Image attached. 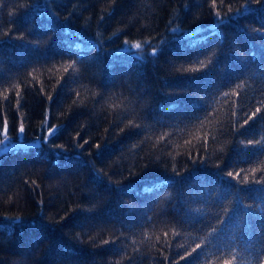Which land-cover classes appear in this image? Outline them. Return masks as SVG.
I'll return each instance as SVG.
<instances>
[{
  "label": "trees",
  "instance_id": "16d2710c",
  "mask_svg": "<svg viewBox=\"0 0 264 264\" xmlns=\"http://www.w3.org/2000/svg\"><path fill=\"white\" fill-rule=\"evenodd\" d=\"M0 139V264H264V0H0Z\"/></svg>",
  "mask_w": 264,
  "mask_h": 264
},
{
  "label": "snow or ice",
  "instance_id": "6c2138e0",
  "mask_svg": "<svg viewBox=\"0 0 264 264\" xmlns=\"http://www.w3.org/2000/svg\"><path fill=\"white\" fill-rule=\"evenodd\" d=\"M258 2H259V0H258ZM213 5H215V0H213ZM217 16H219V13H217ZM126 43H127V42H126ZM135 47H136V48H140V44H136ZM153 54H155V49L153 50ZM201 63H203V62L201 61ZM69 67H71V65H69ZM64 70H65V71H68V68H65ZM16 95H17V97L19 98L20 93L17 92ZM225 95H227V93H226ZM5 99H7V97H5ZM49 99H51V98L49 97ZM19 103H20V100L17 99V105H18V106H19ZM171 107H176V105H172ZM259 110H260L259 108L256 109L257 112H259ZM246 122H247V121H246ZM137 127H139V125H137ZM19 131H20L21 133L24 132L23 124H21ZM56 131H57V129H49V136L54 135V134L56 133ZM4 135H5V137H7V122H6V121H5V123H4ZM85 143H87V142L85 141ZM0 145H5V146L8 145L7 140H6V139H0ZM97 147H99V145H97ZM252 171L255 172L256 169H253ZM227 175H228L229 177H231V176H233V173H232V172H228ZM237 175H239V174H237ZM149 190H150V189H145V191H149ZM215 231H216V229H213V232H215ZM165 235H167V233H165ZM105 243H107V241H105ZM197 247H199V245H197ZM193 251H196V249H193ZM223 264H232V261H231V260H225V261L223 262Z\"/></svg>",
  "mask_w": 264,
  "mask_h": 264
},
{
  "label": "rangeland",
  "instance_id": "374dc122",
  "mask_svg": "<svg viewBox=\"0 0 264 264\" xmlns=\"http://www.w3.org/2000/svg\"><path fill=\"white\" fill-rule=\"evenodd\" d=\"M136 44L129 46L128 51H138L140 49H142V46L140 45V48H136L135 47ZM8 142V145H0V154L12 149V148H18V147H28V146H32L35 145L34 143H21V142H15V141H11L9 139H6Z\"/></svg>",
  "mask_w": 264,
  "mask_h": 264
}]
</instances>
